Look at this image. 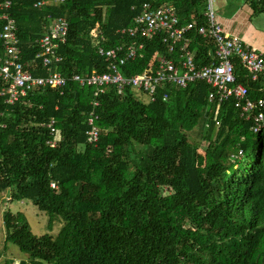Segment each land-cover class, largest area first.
I'll return each mask as SVG.
<instances>
[{
  "label": "trees",
  "instance_id": "trees-1",
  "mask_svg": "<svg viewBox=\"0 0 264 264\" xmlns=\"http://www.w3.org/2000/svg\"><path fill=\"white\" fill-rule=\"evenodd\" d=\"M246 1L264 13V0ZM12 2L24 69L34 77L58 73L68 84L36 88L14 105L0 98V195L31 202L50 230L57 217L64 225L55 238L36 236L23 213L7 211L5 245L25 253L26 264H264V130L253 132L235 98L210 102L204 81L165 86L153 103L130 88L118 94L108 87L95 98L93 88L70 81L109 72L98 47L132 43L119 31L134 27L145 4L171 7L181 26L194 24L187 51L198 68L212 64L214 42L197 33L206 26L207 0ZM38 2L45 4L36 8ZM48 17L65 18L69 30L60 60L46 69L37 57ZM137 42L144 49L121 68L125 75L155 71L161 58L180 65L183 42L173 46L163 35ZM234 66L236 84L251 100L264 99V80L252 81L236 60ZM91 112L97 146L87 142Z\"/></svg>",
  "mask_w": 264,
  "mask_h": 264
},
{
  "label": "built area",
  "instance_id": "built-area-1",
  "mask_svg": "<svg viewBox=\"0 0 264 264\" xmlns=\"http://www.w3.org/2000/svg\"><path fill=\"white\" fill-rule=\"evenodd\" d=\"M66 1L52 0L55 4H64ZM217 1L207 0L206 26L197 30L198 35L214 42L215 53L212 64L198 68L195 64V54L187 51L186 35L194 31V24L181 26L171 7L154 8L145 4L142 8L143 13L135 20L134 27L119 31V34L133 39L132 43L112 49L98 47V54L110 62L109 72L93 73L87 77L75 75L70 81L80 87L93 88L95 98L102 95L108 87H114L118 94L130 88L144 94L151 103L155 102L158 91L163 90L165 86L186 88L195 81H204L212 90L209 94L210 102L216 99L224 102L235 98L241 117L253 121L254 133L261 132L264 130V99L251 100L247 87L236 84L234 61L240 63L252 81L264 80V53L253 49L239 37L225 32L218 21ZM44 4L38 2L35 7L41 8ZM12 5V0H0V42L4 51V57L0 58V81L3 83L0 98H3L8 105H14L27 98L36 88L62 89L68 84V80L58 73L49 74L48 77H34L24 69L18 28L11 15ZM68 30L69 25L65 18L52 20L50 30L39 41L41 52L37 58L41 59L44 68L49 69L53 62L60 60L57 50L59 45L66 41ZM159 35H163L165 43L173 46L179 42L184 43L180 48L183 53L180 65L176 66L173 61L161 58L155 71L146 70L137 75H125L121 68L136 60L144 49V45L138 43L137 39L151 40ZM167 98L168 95L164 94V99ZM98 105L97 101L92 102L93 108H97ZM97 121L98 116L91 112L87 118V125L90 128L87 132V142L93 146H97L100 141ZM48 128L56 137L57 131L53 120ZM56 144V139L49 143L51 148ZM52 188L55 189V185H52Z\"/></svg>",
  "mask_w": 264,
  "mask_h": 264
},
{
  "label": "crops",
  "instance_id": "crops-1",
  "mask_svg": "<svg viewBox=\"0 0 264 264\" xmlns=\"http://www.w3.org/2000/svg\"><path fill=\"white\" fill-rule=\"evenodd\" d=\"M216 8L218 21L226 33L264 53V13H254L246 0H218ZM239 70L246 72L245 69ZM261 84L260 93L264 94V81Z\"/></svg>",
  "mask_w": 264,
  "mask_h": 264
},
{
  "label": "rangeland",
  "instance_id": "rangeland-1",
  "mask_svg": "<svg viewBox=\"0 0 264 264\" xmlns=\"http://www.w3.org/2000/svg\"><path fill=\"white\" fill-rule=\"evenodd\" d=\"M144 102H148L147 97H143ZM200 158H203V153H200ZM13 214L23 213L30 227L31 232L36 236L50 235L56 237L63 228V220L57 217L52 230L48 228V216L39 211L31 202H10V191H6L0 195V264L7 262H26L28 256L22 253L15 245H5L6 233L3 224V214L5 212Z\"/></svg>",
  "mask_w": 264,
  "mask_h": 264
},
{
  "label": "water",
  "instance_id": "water-1",
  "mask_svg": "<svg viewBox=\"0 0 264 264\" xmlns=\"http://www.w3.org/2000/svg\"><path fill=\"white\" fill-rule=\"evenodd\" d=\"M10 264H26V262H13V261H11Z\"/></svg>",
  "mask_w": 264,
  "mask_h": 264
}]
</instances>
